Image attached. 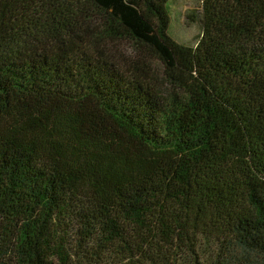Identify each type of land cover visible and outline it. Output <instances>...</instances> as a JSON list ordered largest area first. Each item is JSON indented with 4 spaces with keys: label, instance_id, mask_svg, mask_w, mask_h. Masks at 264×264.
<instances>
[{
    "label": "trees",
    "instance_id": "16d2710c",
    "mask_svg": "<svg viewBox=\"0 0 264 264\" xmlns=\"http://www.w3.org/2000/svg\"><path fill=\"white\" fill-rule=\"evenodd\" d=\"M170 1L0 0V264H264V0Z\"/></svg>",
    "mask_w": 264,
    "mask_h": 264
},
{
    "label": "rangeland",
    "instance_id": "374dc122",
    "mask_svg": "<svg viewBox=\"0 0 264 264\" xmlns=\"http://www.w3.org/2000/svg\"><path fill=\"white\" fill-rule=\"evenodd\" d=\"M171 16L170 35L180 43L194 46L202 33V0H171L169 3ZM105 52L111 54L120 64H130L139 60L140 53L129 41L106 42L102 44ZM147 66L151 69L152 80L160 89H169L165 67L156 57L145 54Z\"/></svg>",
    "mask_w": 264,
    "mask_h": 264
}]
</instances>
